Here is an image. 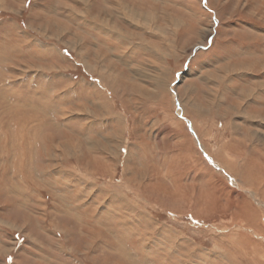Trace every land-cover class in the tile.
<instances>
[{"label":"rangeland","instance_id":"1","mask_svg":"<svg viewBox=\"0 0 264 264\" xmlns=\"http://www.w3.org/2000/svg\"><path fill=\"white\" fill-rule=\"evenodd\" d=\"M263 146L264 0H0V264H264Z\"/></svg>","mask_w":264,"mask_h":264},{"label":"bare ground","instance_id":"2","mask_svg":"<svg viewBox=\"0 0 264 264\" xmlns=\"http://www.w3.org/2000/svg\"><path fill=\"white\" fill-rule=\"evenodd\" d=\"M134 8V7H133ZM97 13V12H96ZM142 15V14H141ZM62 25V24H61ZM6 92V91H5ZM248 117H250V116H248ZM253 118H255V116L253 117ZM252 119V118H251ZM253 121V120H252ZM261 121V120H260ZM255 124V123H254ZM263 134V133H262ZM263 138V137H262ZM264 147V146H263ZM25 159V158H24ZM240 181V180H239ZM244 181V180H243ZM246 181V180H245ZM220 184H221V182H220ZM255 185V184H254ZM257 185V184H256ZM255 185V186H256ZM233 190V189H232ZM216 194H219V193H216ZM234 195V194H233ZM261 195V194H260ZM240 197V196H239ZM238 197V198H239ZM247 205H246V208L244 209L246 212L248 211V212H251L250 211V209H248L249 208V205H248V203H246ZM254 209V208H253ZM256 209V208H255ZM257 212V211H256ZM254 221H255V219H254ZM242 236V235H241ZM245 242V241H244ZM257 263V262H256Z\"/></svg>","mask_w":264,"mask_h":264}]
</instances>
